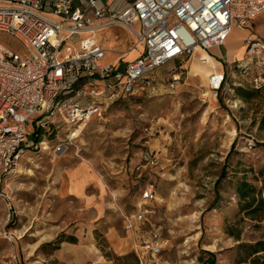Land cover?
I'll list each match as a JSON object with an SVG mask.
<instances>
[{"label":"rangeland","instance_id":"374dc122","mask_svg":"<svg viewBox=\"0 0 264 264\" xmlns=\"http://www.w3.org/2000/svg\"><path fill=\"white\" fill-rule=\"evenodd\" d=\"M241 29L264 43V13ZM116 30L123 54L134 39ZM0 42L22 51L10 34ZM193 55L158 66L149 86L75 128L31 118L25 131L39 137L29 135L2 183L0 264H208L209 253L213 264H264V68L242 74L244 50L217 64L214 89L191 73ZM236 88L257 92L244 100ZM144 188L156 199L143 201ZM152 229L162 239L155 257L142 247Z\"/></svg>","mask_w":264,"mask_h":264},{"label":"built area","instance_id":"2783aa9c","mask_svg":"<svg viewBox=\"0 0 264 264\" xmlns=\"http://www.w3.org/2000/svg\"><path fill=\"white\" fill-rule=\"evenodd\" d=\"M50 5L48 14L40 0H0V32L22 45L18 52L0 42V198L5 176L29 147V135L36 134L25 131L33 116L36 128L54 116L72 128L101 117L110 103L149 86L148 74L158 66L191 56L196 48L207 52L222 45L233 28H245L264 13V0H126L119 11L98 0H83V9L70 0ZM109 26L133 36L130 48H143L123 67L105 62L107 50L93 39L95 31ZM85 34L90 37L79 38ZM243 46L248 58L237 66L240 72L249 73L253 64L264 68V43L247 36ZM223 79V73H214L210 85L218 89ZM252 81L257 84L260 77ZM140 197L151 202L156 194L144 188ZM144 215L139 211L125 217L124 229L138 226ZM142 247L152 257L161 253L158 230L149 232Z\"/></svg>","mask_w":264,"mask_h":264},{"label":"crops","instance_id":"0c3cea01","mask_svg":"<svg viewBox=\"0 0 264 264\" xmlns=\"http://www.w3.org/2000/svg\"><path fill=\"white\" fill-rule=\"evenodd\" d=\"M51 1L52 0H40L41 5H42V9L48 14H50V12H51V5H50ZM70 1L74 7H77L79 9L84 8L83 0H70ZM98 2H99V4L104 6L106 9L113 10V11H119L122 8H124V6L126 5V0H98ZM85 14L89 18H93L92 10H87ZM255 19H253L247 26H249ZM116 29H123L124 30V28H122L120 26H119V28H118V26H109V27L95 31L93 33V39L98 45L102 46L103 48H112L114 50V51L107 50V53L108 52L109 53L115 52V55L114 56L111 55L109 60H107V61L104 60L105 62L115 64L119 67H123L126 62L131 61L134 58H136L138 56V54L142 51L143 48L140 45H137V46L132 47V48L129 47L128 50H125L124 53L122 54V48L119 47V44L117 43L118 37H116L117 36L116 35L117 30ZM232 30H233L232 35L237 36L242 41V45H243V40H244V38L247 37V36H245L246 35V29L233 28ZM129 35H130V33H129ZM130 37L132 38L133 36L130 35ZM79 38H81V36ZM230 39L228 41H230ZM107 41H108V43H106ZM228 41L227 42L224 41V43L222 45L212 46L207 51V53L213 59H215L218 62V65L220 64V66H222L223 62H225L226 60L236 59L239 56L237 53H235V52L233 53V51L230 50V47H228V45H227ZM73 46L75 48H77L78 43H74ZM137 47H138V49H137ZM125 48H126V46H125ZM123 50H124V47H123ZM130 50H133V51L131 53H128Z\"/></svg>","mask_w":264,"mask_h":264},{"label":"bare ground","instance_id":"6f19581e","mask_svg":"<svg viewBox=\"0 0 264 264\" xmlns=\"http://www.w3.org/2000/svg\"><path fill=\"white\" fill-rule=\"evenodd\" d=\"M232 31L233 30H231L229 34L227 35L225 42H227L230 39ZM244 50H245V47L243 45H240L239 50L236 52L233 51V53L235 52L240 56V54L244 52ZM197 51L199 52V54H197ZM193 53H194L193 55L194 60L191 63V73L193 75L199 74L204 83H206L207 80L209 83L211 75L214 73H217L216 66L218 62L215 59H213L206 51H201L199 48H196Z\"/></svg>","mask_w":264,"mask_h":264},{"label":"trees","instance_id":"16d2710c","mask_svg":"<svg viewBox=\"0 0 264 264\" xmlns=\"http://www.w3.org/2000/svg\"><path fill=\"white\" fill-rule=\"evenodd\" d=\"M236 92L239 94V96L242 99L246 100L249 97H251L254 92H257V90L248 89V88H236ZM35 133H36L35 135L32 134V136L34 137L33 138L34 140L38 139V137H39L38 133L37 132H35ZM209 255H210L211 259H208V264H213V260H214L213 254L209 253Z\"/></svg>","mask_w":264,"mask_h":264}]
</instances>
